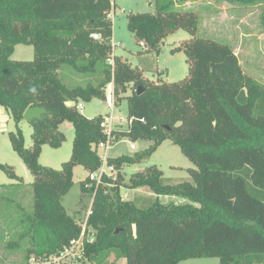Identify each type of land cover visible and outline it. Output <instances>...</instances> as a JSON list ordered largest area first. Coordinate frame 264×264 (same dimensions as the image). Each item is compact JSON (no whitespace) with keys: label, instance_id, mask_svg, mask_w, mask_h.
Segmentation results:
<instances>
[{"label":"trees","instance_id":"1","mask_svg":"<svg viewBox=\"0 0 264 264\" xmlns=\"http://www.w3.org/2000/svg\"><path fill=\"white\" fill-rule=\"evenodd\" d=\"M181 1L157 0L155 13L128 16L129 31L149 50L159 52L180 29L193 36L175 49L186 54L188 76L154 85L120 57H114V65L109 62L110 15L116 10L112 0H0V106L17 126L9 134L12 148L34 177L31 210L22 203L16 207L17 224L24 227L8 245L24 247L26 264H44L81 236L82 223L62 201L73 187L76 167L88 173L100 168L99 146L106 136L100 127L104 116L88 119L77 106L106 101L113 80L114 97L126 94L128 85L136 87L126 97L129 128L115 134L151 145L134 156L108 158L116 180L105 178L111 187L100 189L92 203L87 229L95 240L84 243L88 262L180 264L218 258L220 264H264V85L244 73L231 45L196 38L197 15L177 10ZM18 45L32 46L34 60L14 61ZM139 87L144 89L140 96ZM34 107L47 113L30 123L33 144L26 148L19 125L25 111ZM65 121L75 130L71 158L60 170L44 167L39 163L42 147L61 146ZM166 139L181 146L195 166L189 170L192 182L165 184L163 172L152 166L126 185L124 167L150 158ZM0 170L18 181L0 185L11 195L0 193V202L13 204V192L24 187L23 181L11 166L0 164ZM87 183L81 182V200L93 197L94 187L87 188ZM122 186L185 202L155 201L142 208L122 199Z\"/></svg>","mask_w":264,"mask_h":264},{"label":"rangeland","instance_id":"2","mask_svg":"<svg viewBox=\"0 0 264 264\" xmlns=\"http://www.w3.org/2000/svg\"><path fill=\"white\" fill-rule=\"evenodd\" d=\"M112 1L116 4V10L112 13L113 36L111 42L119 45L113 49L114 56L127 61L133 68L137 67L142 70L144 77L154 85H158L160 82L172 83L184 80L189 73L187 57L183 50L176 51L175 49L186 45V42L191 40L193 36L180 29L167 37L159 52L149 50L137 43L134 35L129 31L128 16L138 13H155L157 0ZM169 1L171 0H158L160 4ZM176 6L179 11H190L197 15L196 38L212 39L219 43L231 45L238 55L244 73L264 85V0H185V2L181 1L180 4L178 2ZM12 59L14 61H33L34 48L18 45L15 47ZM115 89V80H113L106 88V101L94 99L90 103L79 102L78 105L83 106L80 112L88 119L97 116H104L105 118L113 113L117 119V128L127 130L128 101L126 97L132 95L136 87L128 85L126 94L120 93L119 98L114 97ZM68 105L72 106L73 104L68 103ZM3 116L5 127L0 130V164L11 166L16 175L22 179L24 187H19L13 192L15 195L13 204L6 199L0 202V264H26L24 247L15 249L8 247V245L12 239H16L24 227L17 224L20 212L17 211L16 207L22 203L24 209L31 210L34 177L12 148L9 134L17 131V126L4 108ZM121 119H125V122H120ZM19 128L24 137L25 147L31 148L33 144L31 124L24 120ZM60 130L65 137L60 147L56 149L48 145L42 147L39 163L44 167L60 170L63 164L71 158L75 130L71 123L66 121L60 125ZM132 143L129 138H118L117 142L111 144L107 152L108 157L116 159L122 156H134L137 153H142L151 145L150 142L140 140L135 143L136 150H132ZM152 166L163 172V181L169 185L192 182L189 170L196 169L183 154L182 147L171 139H166L156 148L150 158L143 160L140 164L124 167V183L130 184L134 174ZM87 176L88 172L83 167H76L73 187L62 201L68 214L82 223L83 226L87 218V210L92 203V198L88 196L81 200V182ZM13 183L18 184V181L11 180L5 172L0 170V185ZM0 193L5 197H11V195H5L7 190L2 187H0ZM121 196L124 201L135 202L142 208L149 207L155 201H159L161 204L185 202L181 198L158 197L148 193L147 190H131L127 186H122ZM93 233L91 229L87 230L86 242L89 240L91 243L94 240ZM77 252L79 254L76 259L69 258L70 264H90L88 259L84 257V253L82 254V247L79 246ZM117 264H125V262L121 260ZM180 264L220 263L218 258H195L185 260Z\"/></svg>","mask_w":264,"mask_h":264},{"label":"built area","instance_id":"3","mask_svg":"<svg viewBox=\"0 0 264 264\" xmlns=\"http://www.w3.org/2000/svg\"><path fill=\"white\" fill-rule=\"evenodd\" d=\"M110 17L113 19V14H111ZM92 37L95 40L100 39V36L96 35V34H93ZM117 46H119V45L116 43H112V49H114ZM141 46L144 47V45L142 43H141ZM114 57L115 56L112 53L110 56V60H109V62L112 65H114ZM71 104L75 105L74 103H71ZM77 108L82 110L83 106L78 105ZM116 120L117 119L114 117L113 113H111L103 119V121L100 125L103 134L106 136V142L101 143L99 146V150H101V152L99 153V157H100L102 164L98 170H96L92 173H88V176L85 179L86 181H89V183H87V185H86L87 188L92 189L94 187L93 188L94 194L92 197V203L95 199L97 192L100 189H103L105 192H107V188L111 187L110 184L105 183V180H104L105 178L111 179L112 181L116 180V172L117 171H116L115 166H113L109 163V161H108L109 157H108L107 152H108L111 144L114 142H117V140H118V137L115 134V132L126 131V130L117 128ZM120 122L124 123L125 119H121ZM129 123H130V121L128 119V123H127L128 128H129ZM131 149L136 150L135 143L131 144ZM93 184H94V186H93ZM92 203H91V207H92ZM91 207L88 210L87 218H86L85 224L83 226V231L81 233L80 238L77 240H74L71 243V245L68 248H66L64 251H62L61 253H59L53 257H50L48 260H46V262L44 264H70L68 261L69 258L76 259L78 257L79 252H77V250H78L79 246L82 247V254L84 253V243L86 242L85 236L87 235V230H88L87 229V219L90 216V214L92 213ZM93 235L95 237V233H93ZM94 240H95V238H94ZM94 240L91 243H93ZM87 242L90 243L89 240Z\"/></svg>","mask_w":264,"mask_h":264},{"label":"water","instance_id":"4","mask_svg":"<svg viewBox=\"0 0 264 264\" xmlns=\"http://www.w3.org/2000/svg\"><path fill=\"white\" fill-rule=\"evenodd\" d=\"M144 92L143 87H139L137 91V95L140 96ZM47 111L40 107L28 108L24 113V120L28 123H31L33 120H41L43 115H45ZM119 231L115 232V235H118Z\"/></svg>","mask_w":264,"mask_h":264},{"label":"crops","instance_id":"5","mask_svg":"<svg viewBox=\"0 0 264 264\" xmlns=\"http://www.w3.org/2000/svg\"><path fill=\"white\" fill-rule=\"evenodd\" d=\"M0 114H1V118H0V130L4 129L5 125H4V116H3V108L0 106Z\"/></svg>","mask_w":264,"mask_h":264},{"label":"clouds","instance_id":"6","mask_svg":"<svg viewBox=\"0 0 264 264\" xmlns=\"http://www.w3.org/2000/svg\"><path fill=\"white\" fill-rule=\"evenodd\" d=\"M31 91L35 92V91H36V89H35V88H32V89H31Z\"/></svg>","mask_w":264,"mask_h":264}]
</instances>
